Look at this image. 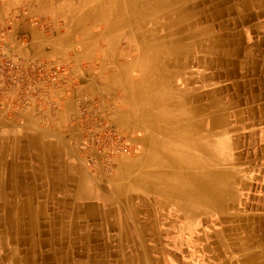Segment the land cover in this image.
Masks as SVG:
<instances>
[{
	"label": "rangeland",
	"instance_id": "rangeland-1",
	"mask_svg": "<svg viewBox=\"0 0 264 264\" xmlns=\"http://www.w3.org/2000/svg\"><path fill=\"white\" fill-rule=\"evenodd\" d=\"M120 3L116 4L113 0H0V18L6 21L5 25L26 21L35 31L42 32L47 39V46L54 51L51 57L31 59L28 65L32 62L36 65L60 66L71 77L77 89L85 88L80 93L82 99L77 104V111L81 116L90 118L94 125L88 129L82 144L76 146L77 162L72 161L70 165L75 167L79 163L87 179L97 185L98 194L105 199H108L111 184L115 183L116 188H126L134 181L136 188L128 190L126 195L129 196L137 191L140 182L147 181L150 185L151 178L148 176L161 170L183 173L185 180L191 173H201L200 177L203 178L209 171L220 172L223 176L233 174L237 198L227 199L229 207L225 212L211 207L202 212L197 211L189 218L177 206L175 199L169 201L163 197L154 198L150 193L143 194L146 201L135 204L132 211L137 216L131 222H134L139 236L146 241V245H143L147 252L144 262L138 260L139 249L119 239V229L112 228L100 213V216L97 214L100 212V208L97 209L99 201L94 197L91 198L92 202L85 204L83 212L75 209L69 215L60 212L58 217L48 215V219L42 222L47 224V220H52L54 230L58 233L65 226L89 233V243L94 246L93 249L88 250L82 242L76 245L78 252H82L85 247L84 253L92 255L89 264H219L224 255L220 257L215 250L216 241L217 245L219 241L222 243L233 260L239 261L264 246V236L260 235L264 231V121L257 103H235L237 93L233 88L234 82L239 81L241 96L246 94L241 76H227L220 69V76L212 82L218 88L224 87L217 96L222 104L219 111L229 114L228 124L234 129L230 131L233 146L216 154L185 147L176 140L170 141L160 133L137 125L142 114L139 112L138 118L128 115L131 100L127 96L131 95L129 93L135 89L142 75L141 63L144 60L139 50H142L143 40L138 38L151 39L159 35L150 20L138 19L135 6L130 7L125 0ZM139 20L145 22L139 25ZM219 22L218 18L214 23L216 28L213 34L219 30ZM208 23L205 21L204 25ZM6 31V27L0 26L3 37ZM261 32L255 34L257 38L258 35L264 37V32ZM160 51L164 54L165 50ZM154 53L155 49H152L146 55L152 56ZM191 69L198 70L196 67ZM147 81L151 82L150 76ZM257 81L258 78L252 90L261 85L262 82ZM172 84L179 85V82L173 81ZM179 99L176 96L174 103L177 104ZM142 100L144 105L140 104L141 107L149 112L154 110L144 98ZM164 110L156 109L160 114H165ZM159 124L166 126L163 122ZM149 136L164 142L177 158L199 156L213 159L214 165H202L201 168L195 165L189 168L181 165L149 166ZM123 164H129L124 174L121 173ZM65 198L67 208H75L71 198ZM147 226L148 229L145 228ZM143 228L147 230L143 231ZM71 236L66 241L72 239ZM80 236L75 238L79 239ZM41 252L45 254L49 251L45 247ZM80 258H75L77 264H85V257ZM36 262L54 264L53 260L43 258Z\"/></svg>",
	"mask_w": 264,
	"mask_h": 264
},
{
	"label": "bare ground",
	"instance_id": "bare-ground-1",
	"mask_svg": "<svg viewBox=\"0 0 264 264\" xmlns=\"http://www.w3.org/2000/svg\"><path fill=\"white\" fill-rule=\"evenodd\" d=\"M120 1L113 0L116 4H121ZM125 2L130 7L135 6L138 19L150 20L159 35L151 39L138 38L143 40L142 50H139V55H143L144 60V63H141L142 75L135 89L129 93L131 95L127 96V99L131 100L128 115L137 117L139 112L142 114L140 118L137 117V125L149 128L151 132L160 133L170 141L176 140L185 147L199 152L216 154L228 150V146H233L230 131L234 128L228 124L229 114L219 111L222 104L217 96L219 90L224 87L218 88L212 82L220 76V69H223L227 76L235 74L241 76L246 94L241 96L239 81L234 82L233 88L237 93L235 103H257L264 121V93L252 94L251 91L256 82V79H253L256 71L262 68L264 73V64L259 61L260 57H264V37L259 35L256 37L258 32L262 31L261 34L264 32V0H125ZM218 18L219 30L213 34V29L216 28L214 23ZM205 21L209 23L204 25ZM144 22L139 20L137 24ZM229 46L230 48H227ZM152 49H155L154 55H146ZM160 50H165L164 54ZM193 67L198 70L192 71ZM163 71L169 74L166 75ZM149 76L151 82L148 83ZM173 81L179 82V85L174 86ZM257 82L264 83V79ZM176 96L180 97L177 104L174 103ZM142 98L147 105L154 107V110L149 112L141 107L144 105ZM160 108H165L166 113H158L156 109ZM158 122L166 123V126L157 125ZM262 133L264 134V131ZM148 142L151 144L147 158L149 166L181 165L189 168L195 165L201 168L202 165L213 166L212 162H215L213 159L191 157L192 155L177 158L172 155L170 147L161 140L149 136ZM0 146L2 264H36L39 258L53 260L54 264H77L76 257L78 259L85 257L87 260L85 264L92 262V255L84 253L85 247L88 250L94 248L89 243V233L81 232L78 228L71 230L66 226L58 233L54 230L52 220H47V224L42 222L48 219V215L56 217L61 213L69 215L74 209L83 212L85 204L92 202V197L99 201L97 209L100 208V212L97 214L100 213L112 228L119 229V239L139 249L137 257L140 262H144L143 259L147 257V252L143 249L146 241L139 236L131 220L137 216L132 211L135 204L138 201H146L143 194L150 193L154 198L163 197L169 201L175 199L177 206L189 218L197 211L202 212L203 209L211 207L225 212L229 207L227 199L237 198L233 174L223 176L220 172L209 171L203 178L200 177L201 173H191L185 180L183 173L175 174L172 171L161 170L148 176L151 178L150 185L147 181L140 182L137 191L129 196L126 195L128 190L136 188L134 181L126 188L124 186L116 188L115 183L111 184L108 199H105L98 194L97 185L87 179L79 163L75 167L65 165L66 156L63 153H56L61 165L56 169V163L54 162V167L53 162L48 160L50 151L43 155L44 163L39 168L25 165L11 168L8 167L7 159L3 158L5 144L0 143ZM128 168L129 164H123L121 173L124 174ZM44 188H48L47 191L43 190ZM66 196L71 198L75 208H67ZM145 228L148 229V226ZM260 235L264 236V231H261ZM70 236L72 239L66 241ZM78 236L79 239L75 238ZM78 242L85 245L82 252L76 250ZM214 245L220 257L224 255L223 261L219 264L233 262L264 264V246L238 261L231 258L220 241L218 245L217 241ZM45 247L49 252L43 254L41 249ZM220 248L224 251L219 250ZM121 250L125 252L124 248Z\"/></svg>",
	"mask_w": 264,
	"mask_h": 264
},
{
	"label": "crops",
	"instance_id": "crops-1",
	"mask_svg": "<svg viewBox=\"0 0 264 264\" xmlns=\"http://www.w3.org/2000/svg\"><path fill=\"white\" fill-rule=\"evenodd\" d=\"M5 24L6 21L0 18V26L7 29L0 40V143L5 144L3 158L11 168L21 165L39 168L44 163L43 155L50 151V157H47L54 167L56 163L55 169L61 167L56 153L66 156L65 165L69 167L72 161L77 162L76 146L82 144L88 129L94 125L90 118L77 111L85 84L77 89L69 75L60 76L55 83L37 76L28 62L52 56L54 51L47 46L46 37L26 21L13 22L10 26ZM260 62L264 64V57H260ZM257 73L258 80L264 79L262 68L256 71L253 79H257ZM251 91L263 95L264 83Z\"/></svg>",
	"mask_w": 264,
	"mask_h": 264
},
{
	"label": "built area",
	"instance_id": "built-area-1",
	"mask_svg": "<svg viewBox=\"0 0 264 264\" xmlns=\"http://www.w3.org/2000/svg\"><path fill=\"white\" fill-rule=\"evenodd\" d=\"M3 37V33L0 32V40ZM10 66V63H8ZM30 68L33 73H35L37 76H43L48 80L49 82H56L60 76H68V73L64 70V68L60 66H55V65H49V66H44L42 64H35V63H30ZM122 150H126L123 148Z\"/></svg>",
	"mask_w": 264,
	"mask_h": 264
}]
</instances>
